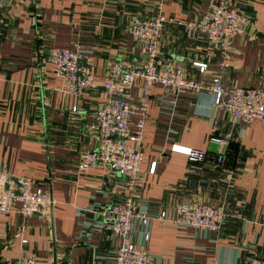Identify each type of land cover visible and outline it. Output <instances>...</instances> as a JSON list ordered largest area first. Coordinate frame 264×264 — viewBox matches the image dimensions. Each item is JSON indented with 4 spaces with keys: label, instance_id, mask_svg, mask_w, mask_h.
<instances>
[{
    "label": "crops",
    "instance_id": "obj_1",
    "mask_svg": "<svg viewBox=\"0 0 264 264\" xmlns=\"http://www.w3.org/2000/svg\"><path fill=\"white\" fill-rule=\"evenodd\" d=\"M160 1L0 0V170L11 179L34 178L56 200L32 216L16 211L0 215L3 258L111 263L120 240L96 223L101 208L123 200L127 190L120 186L119 174L101 167L81 172L78 163L97 144L89 125L111 96L103 86L105 71L121 58L143 62L129 25L135 17H153ZM208 2L164 0V12L180 21L198 20ZM231 2L252 16L253 24L244 37L234 39L224 82L258 86L264 82V0ZM163 44L160 63L185 69L198 80L205 76L194 62L214 65L216 60L204 35L176 23L166 25ZM51 45L83 48L85 59L97 69L94 85L80 95L66 93L45 60ZM142 83L132 88L134 101ZM211 103L191 91L176 95L160 84L153 86L136 205L152 217L146 246L160 264H237L250 252L264 254V122L254 121L239 135L223 111L213 113ZM232 128V147L220 160L221 149L210 135ZM174 144L205 151V158L192 161L173 152ZM182 199L226 201L229 216L216 231L176 223L175 204ZM162 210L168 214L165 222L158 218ZM134 236L144 242L142 232Z\"/></svg>",
    "mask_w": 264,
    "mask_h": 264
},
{
    "label": "built area",
    "instance_id": "obj_2",
    "mask_svg": "<svg viewBox=\"0 0 264 264\" xmlns=\"http://www.w3.org/2000/svg\"><path fill=\"white\" fill-rule=\"evenodd\" d=\"M168 23L182 25L187 30L204 35L218 57L211 65L208 61H196L205 78L198 80L185 69L161 64L163 32ZM253 24V17L239 10L231 0H209L206 12L198 20L180 21L164 12L161 0L153 17H135L128 29L132 41L139 45L143 62L121 58L112 62L104 73L103 86L111 94L90 123L89 129L97 137V144L82 154L78 170L101 167L123 178L120 186L127 190L123 200L111 201L100 210L97 225L113 232L120 240L110 264H160L151 259L146 243L151 237L152 217L146 210L137 208L136 197L142 186L141 167L145 161L143 143L153 97V86L160 84L176 95L191 91L199 97L211 100L213 113L223 111L238 127L239 135L247 132L254 121L264 122V82L258 86H229L224 74L231 65V47L237 37H243ZM46 62L54 68L65 91L80 95L96 81L97 69L85 59L80 46L48 47ZM211 69L213 71L211 72ZM142 81L140 96L133 100L131 91ZM77 110V107H74ZM137 119L133 121V116ZM233 128L225 132L214 131L209 140L216 143L223 160L226 149L234 141ZM187 155L190 160L204 159L206 152L174 144L171 149ZM157 162L151 166L155 173ZM49 190L35 183L34 178L17 176L13 179L0 170V215L11 211L23 217L42 213L55 202ZM176 214L172 221L195 228L220 230L229 211L223 202L182 199L175 204ZM158 218L169 220L166 210ZM143 233L144 242L136 240V231ZM22 241H26L23 239ZM0 264H40L35 257L20 256L13 259L0 255ZM63 264H80L67 261ZM100 264V263H95ZM237 264H264V254L250 252Z\"/></svg>",
    "mask_w": 264,
    "mask_h": 264
},
{
    "label": "rangeland",
    "instance_id": "obj_3",
    "mask_svg": "<svg viewBox=\"0 0 264 264\" xmlns=\"http://www.w3.org/2000/svg\"><path fill=\"white\" fill-rule=\"evenodd\" d=\"M239 10H240V9H239ZM247 31H248V28H247ZM243 37H244V36H243ZM208 44H209V43H208ZM210 48H211V47H210ZM211 49L214 51L215 57H216V59H217V57H218V56H217V55H218L217 51H216L214 48H211ZM215 61H216V60H215ZM230 67H231V65H230ZM230 67H229V68H230ZM229 68H228V69H229ZM228 69H227V70H228ZM227 70H226V71H227ZM222 202L225 203V204L227 205L226 201H222Z\"/></svg>",
    "mask_w": 264,
    "mask_h": 264
},
{
    "label": "trees",
    "instance_id": "obj_4",
    "mask_svg": "<svg viewBox=\"0 0 264 264\" xmlns=\"http://www.w3.org/2000/svg\"><path fill=\"white\" fill-rule=\"evenodd\" d=\"M236 145V144H235ZM233 146H234V144H233ZM230 147H232V144H231V146ZM205 158V157H204ZM192 161H197V160H192Z\"/></svg>",
    "mask_w": 264,
    "mask_h": 264
},
{
    "label": "water",
    "instance_id": "obj_5",
    "mask_svg": "<svg viewBox=\"0 0 264 264\" xmlns=\"http://www.w3.org/2000/svg\"><path fill=\"white\" fill-rule=\"evenodd\" d=\"M52 206V205H51Z\"/></svg>",
    "mask_w": 264,
    "mask_h": 264
}]
</instances>
